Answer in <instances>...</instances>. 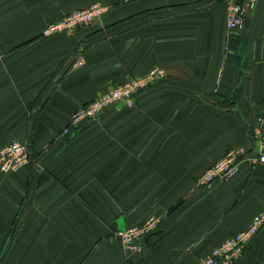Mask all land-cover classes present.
I'll list each match as a JSON object with an SVG mask.
<instances>
[{
    "label": "crops",
    "instance_id": "crops-1",
    "mask_svg": "<svg viewBox=\"0 0 264 264\" xmlns=\"http://www.w3.org/2000/svg\"><path fill=\"white\" fill-rule=\"evenodd\" d=\"M100 3L101 20L44 35ZM141 21L97 42L98 29ZM224 0H0V148L31 162L0 170V264H197L264 207V163L199 187L264 129V0L227 29ZM165 76L81 126L72 114L115 84ZM156 215L129 253L117 231ZM235 264H264V228Z\"/></svg>",
    "mask_w": 264,
    "mask_h": 264
},
{
    "label": "built area",
    "instance_id": "built-area-1",
    "mask_svg": "<svg viewBox=\"0 0 264 264\" xmlns=\"http://www.w3.org/2000/svg\"><path fill=\"white\" fill-rule=\"evenodd\" d=\"M227 8V29L241 28L245 21L246 10L257 0H224ZM107 7L96 3L88 8L78 9L65 14L57 21L50 23L44 29V35L58 32L72 33L78 28L91 26L101 20ZM165 76L161 68H153L143 75L134 76L124 82L115 84L97 98L79 107L71 117V125L81 126L86 121L101 116L107 109L119 103L132 107L135 95L159 82ZM255 146L252 150L234 148L229 150L221 159L213 163L197 179L199 187L208 185L216 180L227 179L239 170L243 162L251 165L264 163V129L257 128L253 131ZM30 147L24 141H12L0 148V170L10 172L27 166L31 162ZM161 223V218L152 215L139 225L120 229L117 235L122 240L124 248L129 253L141 250V239L156 231ZM264 228V207L251 220L246 229L236 232L223 241L212 251L201 257L197 264H235L244 255L252 240Z\"/></svg>",
    "mask_w": 264,
    "mask_h": 264
},
{
    "label": "trees",
    "instance_id": "trees-1",
    "mask_svg": "<svg viewBox=\"0 0 264 264\" xmlns=\"http://www.w3.org/2000/svg\"><path fill=\"white\" fill-rule=\"evenodd\" d=\"M141 21V18L139 17H133V18H129V19H125L122 21H118L115 23H112L110 25H107L104 28L98 29L97 31H95L94 33L91 34V36L89 37V39H87V42L90 43H94L97 42L109 35H113L116 33H119L121 31H124L136 24H138Z\"/></svg>",
    "mask_w": 264,
    "mask_h": 264
},
{
    "label": "rangeland",
    "instance_id": "rangeland-1",
    "mask_svg": "<svg viewBox=\"0 0 264 264\" xmlns=\"http://www.w3.org/2000/svg\"><path fill=\"white\" fill-rule=\"evenodd\" d=\"M93 25V24H92Z\"/></svg>",
    "mask_w": 264,
    "mask_h": 264
}]
</instances>
